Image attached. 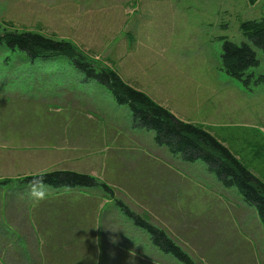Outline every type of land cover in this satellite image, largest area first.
<instances>
[{"label": "rangeland", "instance_id": "1", "mask_svg": "<svg viewBox=\"0 0 264 264\" xmlns=\"http://www.w3.org/2000/svg\"><path fill=\"white\" fill-rule=\"evenodd\" d=\"M103 3L104 8L100 0H0V31L71 42L95 67L114 69L179 119L214 135L264 182V51L255 49L259 65L249 70L250 88L227 75L220 61V37L246 41L239 22L263 16L264 0ZM54 169L91 174L112 190V196L101 186L65 193L67 199H91L85 202L89 211L92 204L109 203L96 211L99 234L92 242L100 250L98 264H183L155 249L116 199L163 229L197 264H264L260 221L236 188L223 187L201 160L172 156L153 142L152 131L133 128L128 106L85 80L67 57L32 59L1 45L2 210L7 199L32 194L13 180ZM105 215L116 227L123 225L114 216L127 219L124 245L118 238L102 239ZM3 235L14 237L0 224ZM108 242L114 246L106 257Z\"/></svg>", "mask_w": 264, "mask_h": 264}, {"label": "trees", "instance_id": "2", "mask_svg": "<svg viewBox=\"0 0 264 264\" xmlns=\"http://www.w3.org/2000/svg\"><path fill=\"white\" fill-rule=\"evenodd\" d=\"M252 5L258 0H246ZM246 41L239 44L221 36L220 61L222 70L238 79L246 88L254 80L249 72L259 65L255 49L264 51V14L260 18L239 22ZM25 52L30 58L67 57L85 80H94L105 87L118 104H126L131 114V126L152 131L153 142L184 162L201 160L210 174L223 187H234L242 200L255 209L264 234V182L250 172L232 152L207 130L176 117L145 92L122 80L111 68H97L84 59L72 45L63 39H54L33 31H0V46ZM258 80H260L258 78ZM17 188L47 186L60 188H90L101 186L110 196L112 190L95 176L71 169H54L24 175L13 180ZM3 182H11L10 179ZM121 212L133 224L144 229L150 241L163 253L171 254L183 264H197L166 232L130 210L121 200H115Z\"/></svg>", "mask_w": 264, "mask_h": 264}, {"label": "crops", "instance_id": "3", "mask_svg": "<svg viewBox=\"0 0 264 264\" xmlns=\"http://www.w3.org/2000/svg\"><path fill=\"white\" fill-rule=\"evenodd\" d=\"M103 1L100 0L102 6ZM78 5L79 3L77 8ZM93 9L86 8V11H96ZM164 105L177 115L175 110ZM27 188L32 192L30 196L19 197L17 200L7 199L10 203L4 211L0 205V224L5 225L10 234L14 233L13 238L0 236V264H98L96 256H100V250L92 242L99 234L96 228V211H103L104 206L109 203L92 204L89 211L86 206L88 203L85 202L91 199L74 200L65 197L66 192L78 188ZM114 217L123 226L110 224L105 215L102 239L110 241L118 238V244L124 245L122 240L125 241L127 219ZM108 244L106 257H109L108 249L114 246L111 242ZM118 248L126 250L125 246Z\"/></svg>", "mask_w": 264, "mask_h": 264}]
</instances>
